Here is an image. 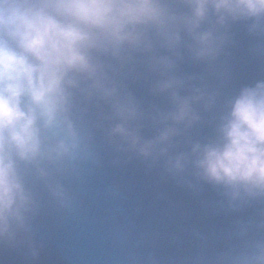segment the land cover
Returning <instances> with one entry per match:
<instances>
[{
	"label": "clouds",
	"instance_id": "obj_1",
	"mask_svg": "<svg viewBox=\"0 0 264 264\" xmlns=\"http://www.w3.org/2000/svg\"><path fill=\"white\" fill-rule=\"evenodd\" d=\"M175 3L188 11H177ZM242 20L252 21L250 32L264 34V0H0V244L15 246L31 232L38 204L26 175L45 182L62 207L71 206L53 176L77 174L81 162L94 159L91 133L78 124L77 112L84 110L76 109V93L109 104L116 121L109 137L118 150L145 159L166 156L181 126L199 121L193 104L207 107L214 100L198 87L181 96L184 80L166 75L175 62L150 56L151 69L165 76L154 91L169 93L173 108L157 112L158 132L144 139V113L101 57L123 68L132 53L150 54L156 43L175 52L183 31L193 58L211 61L224 41L219 29ZM228 105L217 138L169 157L167 171L180 177L191 164L197 177L224 188L236 207L264 199V81L242 88ZM247 231L241 226L239 234ZM216 264H264V238L220 254Z\"/></svg>",
	"mask_w": 264,
	"mask_h": 264
},
{
	"label": "water",
	"instance_id": "obj_2",
	"mask_svg": "<svg viewBox=\"0 0 264 264\" xmlns=\"http://www.w3.org/2000/svg\"><path fill=\"white\" fill-rule=\"evenodd\" d=\"M174 7L188 11L178 3ZM251 23L230 22L219 29L224 41L211 61L193 58L191 38L183 31L175 52L156 43L150 54L132 53L123 68L111 57H101L117 69L122 90L135 97L144 113L139 121L144 139L158 132L157 112L173 108L169 93L154 91L165 76L151 69L150 56L175 62L166 75L184 80L181 96L198 87L214 100L207 107L193 104L199 121L187 129L181 126L166 156L145 159L127 148L118 150L109 137L116 122L109 104L76 93V109L84 110L77 112L78 124L91 133L94 159L81 162L77 174H54L53 181L71 198L70 207H62L45 182L26 175L38 204L31 232L15 246L0 244V264H216L220 254L264 238V229L257 228L264 223V199L233 207L225 189L197 177L191 164L180 177L167 171L169 157L189 153L193 143L215 140L228 101L242 88L264 81V34L250 32ZM244 225L248 231L242 236Z\"/></svg>",
	"mask_w": 264,
	"mask_h": 264
}]
</instances>
